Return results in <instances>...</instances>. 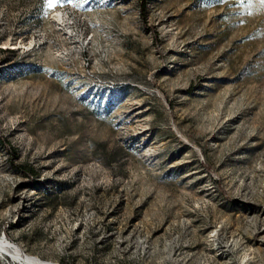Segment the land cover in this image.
<instances>
[{
  "label": "rangeland",
  "instance_id": "1",
  "mask_svg": "<svg viewBox=\"0 0 264 264\" xmlns=\"http://www.w3.org/2000/svg\"><path fill=\"white\" fill-rule=\"evenodd\" d=\"M0 237L57 264H264V4L0 0Z\"/></svg>",
  "mask_w": 264,
  "mask_h": 264
},
{
  "label": "bare ground",
  "instance_id": "2",
  "mask_svg": "<svg viewBox=\"0 0 264 264\" xmlns=\"http://www.w3.org/2000/svg\"><path fill=\"white\" fill-rule=\"evenodd\" d=\"M57 21H63V16L57 13L55 16ZM0 253L11 256L13 259L20 261L23 264H57L52 262L42 261L38 258L22 254L21 250L7 240L5 237H0Z\"/></svg>",
  "mask_w": 264,
  "mask_h": 264
},
{
  "label": "snow or ice",
  "instance_id": "3",
  "mask_svg": "<svg viewBox=\"0 0 264 264\" xmlns=\"http://www.w3.org/2000/svg\"><path fill=\"white\" fill-rule=\"evenodd\" d=\"M260 2L262 4H264V0H260ZM48 4H49L50 7H52L53 6V0H48Z\"/></svg>",
  "mask_w": 264,
  "mask_h": 264
}]
</instances>
